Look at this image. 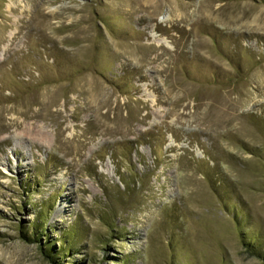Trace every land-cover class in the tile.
<instances>
[{"label":"rangeland","instance_id":"1","mask_svg":"<svg viewBox=\"0 0 264 264\" xmlns=\"http://www.w3.org/2000/svg\"><path fill=\"white\" fill-rule=\"evenodd\" d=\"M0 264H264V0H0Z\"/></svg>","mask_w":264,"mask_h":264},{"label":"trees","instance_id":"2","mask_svg":"<svg viewBox=\"0 0 264 264\" xmlns=\"http://www.w3.org/2000/svg\"><path fill=\"white\" fill-rule=\"evenodd\" d=\"M36 234V233H35ZM40 235H43V233H41ZM27 239H29L27 236H25ZM40 239V238H39ZM36 241H40V240H36ZM49 243H47L46 245H48ZM49 247V246H47ZM47 252L51 255V253H53V251H51V248H46Z\"/></svg>","mask_w":264,"mask_h":264}]
</instances>
